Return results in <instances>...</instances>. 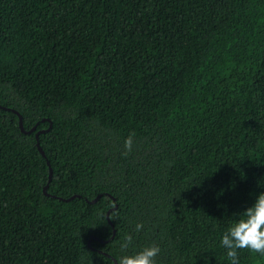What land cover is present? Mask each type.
Segmentation results:
<instances>
[{
	"label": "trees",
	"instance_id": "trees-1",
	"mask_svg": "<svg viewBox=\"0 0 264 264\" xmlns=\"http://www.w3.org/2000/svg\"><path fill=\"white\" fill-rule=\"evenodd\" d=\"M261 193L264 0H0V264H229Z\"/></svg>",
	"mask_w": 264,
	"mask_h": 264
},
{
	"label": "clouds",
	"instance_id": "clouds-1",
	"mask_svg": "<svg viewBox=\"0 0 264 264\" xmlns=\"http://www.w3.org/2000/svg\"><path fill=\"white\" fill-rule=\"evenodd\" d=\"M134 133L125 141L123 153H131L134 143ZM241 219L233 222L221 238V247L227 249L229 264H239L238 250H248L251 253L264 256V193L259 194L255 203L242 213ZM144 225L138 223L135 227L137 233L141 232ZM133 237L125 235L122 249L131 245ZM161 249L156 245L145 247L135 255H125L119 258L118 264H156V257Z\"/></svg>",
	"mask_w": 264,
	"mask_h": 264
},
{
	"label": "water",
	"instance_id": "water-1",
	"mask_svg": "<svg viewBox=\"0 0 264 264\" xmlns=\"http://www.w3.org/2000/svg\"><path fill=\"white\" fill-rule=\"evenodd\" d=\"M15 113H16V114L18 115V117H19V127H20L21 131L26 132V131H24L23 126H22V117L18 114L17 111H15ZM30 131H31V130H30ZM30 131H27V132H30ZM37 147H38V149L40 150L41 154L44 155V153H43V151L41 150V148H40L38 142H37ZM51 175H52V170L49 169V179L51 178Z\"/></svg>",
	"mask_w": 264,
	"mask_h": 264
}]
</instances>
